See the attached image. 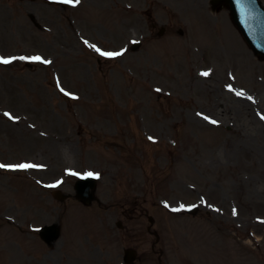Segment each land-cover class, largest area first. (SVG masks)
I'll return each instance as SVG.
<instances>
[{"label": "rangeland", "instance_id": "1", "mask_svg": "<svg viewBox=\"0 0 264 264\" xmlns=\"http://www.w3.org/2000/svg\"><path fill=\"white\" fill-rule=\"evenodd\" d=\"M52 1L0 0V55L15 58L0 64V164L38 165L0 168V264H122L128 246L132 264H264V60L227 10L202 0L204 24L197 0ZM36 56L51 63L19 59ZM245 117L262 128L252 143ZM88 172L85 206L72 186ZM53 222L47 245L38 229Z\"/></svg>", "mask_w": 264, "mask_h": 264}, {"label": "water", "instance_id": "2", "mask_svg": "<svg viewBox=\"0 0 264 264\" xmlns=\"http://www.w3.org/2000/svg\"><path fill=\"white\" fill-rule=\"evenodd\" d=\"M212 9L224 4L230 13V18L242 38L259 59H264V10L257 0H211ZM138 43L132 45L136 49ZM95 180L91 178L79 179L75 182L76 197L85 203L93 198ZM89 188L91 190H89ZM55 195V194H54ZM60 199L63 195L56 194ZM41 237L47 242L55 240L59 235L57 224L44 226L40 230ZM128 260L133 258V253L127 254Z\"/></svg>", "mask_w": 264, "mask_h": 264}, {"label": "bare ground", "instance_id": "3", "mask_svg": "<svg viewBox=\"0 0 264 264\" xmlns=\"http://www.w3.org/2000/svg\"><path fill=\"white\" fill-rule=\"evenodd\" d=\"M203 1L202 0H197V2H195L193 5H192V7H190V9L191 10H193V15H194V17L197 19V20H199V19H203V22H204V24L205 23H207L208 22V16L205 14V11H204V8H203ZM200 12H203L202 14H200ZM228 32H230V29L228 28V26L227 25H225L224 26V28H223V30H222V35L223 36H220L221 38H224V39H227V33ZM220 34H221V32H220ZM229 45H230V43H229V40H227L226 41ZM228 96H229V94L228 93H226ZM236 102H238L239 104L242 102V100H238V99H236ZM245 107L246 108H244L245 109V113H243V115H248V116H250V114H249V110H248V108L249 107H252V105H251V103H249V102H247L246 101V103H245ZM244 109H242V110H244ZM224 111H225V113L226 114H229V115H235V114H237L236 112L237 111H239V107H235V111H233L232 112V110H231V108H229V107H227V109H225L223 106L221 107V110H220V112L221 113H223L224 114ZM234 113V114H233ZM196 121H198L197 119H196ZM258 121H255L254 119H252V118H247V117H245L243 120H238L237 121V123H239V127H240V129H242V130H240V131H242L243 133H241L240 135L241 136H246V138L252 143V141L254 140L253 138H254V135H252L253 133H258V131L259 130H262V128H261V125H259L258 123H257ZM257 129V130H256ZM244 133H245V135H244ZM255 136H257V135H255Z\"/></svg>", "mask_w": 264, "mask_h": 264}, {"label": "snow or ice", "instance_id": "4", "mask_svg": "<svg viewBox=\"0 0 264 264\" xmlns=\"http://www.w3.org/2000/svg\"><path fill=\"white\" fill-rule=\"evenodd\" d=\"M62 3L65 4H71V5H78L81 0H61ZM87 43V42H86ZM92 47H95L94 45ZM96 51L100 53V55L102 56H120L122 53L120 52H102L99 48H96ZM12 59L15 58H11V59H5L3 57H0V64H9L12 62ZM19 59H32L35 61H41L43 63H51V61L48 60H42L41 57L36 56V57H31V58H27V57H19ZM202 76H208L209 73L208 72H202L200 73ZM229 90L231 91V86H229ZM61 91L63 92L64 90L61 88ZM65 95H70L69 93H64ZM237 96H243L244 93L243 92H237L236 93ZM249 99H251V97H249ZM5 116H7L9 119H13V117H11V115L9 113H5ZM197 115H201L200 113H198ZM205 120L209 121L212 124H217V121L215 120H211L209 117L204 116L203 117ZM262 119H264V117H261ZM151 139V137L149 138ZM38 167V165H33V164H19V165H4V164H0V168H11V169H28V168H35ZM74 174V173H73ZM88 176H92L94 175L93 173H87ZM50 187H55V185H51ZM236 214L235 209L233 210V215Z\"/></svg>", "mask_w": 264, "mask_h": 264}]
</instances>
